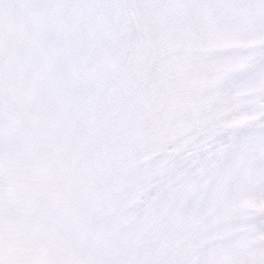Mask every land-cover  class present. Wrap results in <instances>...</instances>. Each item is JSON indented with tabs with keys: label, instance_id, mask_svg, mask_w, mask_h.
Segmentation results:
<instances>
[{
	"label": "snow or ice",
	"instance_id": "1",
	"mask_svg": "<svg viewBox=\"0 0 264 264\" xmlns=\"http://www.w3.org/2000/svg\"><path fill=\"white\" fill-rule=\"evenodd\" d=\"M0 264H264V0H0Z\"/></svg>",
	"mask_w": 264,
	"mask_h": 264
}]
</instances>
